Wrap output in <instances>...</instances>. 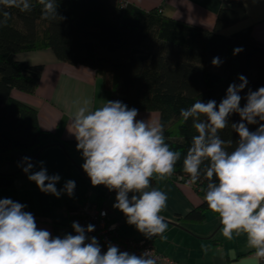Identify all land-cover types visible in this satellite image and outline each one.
<instances>
[{
	"label": "clouds",
	"instance_id": "1",
	"mask_svg": "<svg viewBox=\"0 0 264 264\" xmlns=\"http://www.w3.org/2000/svg\"><path fill=\"white\" fill-rule=\"evenodd\" d=\"M42 18L62 20L56 0H38ZM0 5L15 7L21 12L32 10L31 0H0ZM10 14L2 13L0 27L7 24ZM242 51L235 49L234 55ZM222 62L213 58V66ZM228 86L219 105L215 100L195 101L180 110L184 122L192 120L196 135L183 158V172L189 184L207 181L203 197L208 209L218 215L220 232L227 240L244 235L247 247L253 249L256 261L264 260V87L247 93L240 106V92L247 86L246 77ZM84 100L73 113L68 130L74 135L76 149L83 158L82 169L92 186H105L115 191L113 208L120 210L129 225L146 238L160 236L168 225L161 215L167 207V194L152 187V178L171 177L181 153L165 142L164 126L158 121L137 119L139 110L120 101H106L98 108ZM237 113L240 122L231 128L238 134L232 151L231 139L223 140L219 132L229 126V116ZM203 117V119H202ZM258 124L255 131L248 125ZM23 171L40 191L57 197L61 191L72 196L75 182L69 180L58 191L59 175H48L41 166L25 157ZM43 165V162H40ZM131 194V196L129 195ZM25 205L10 198L0 199V264H157L152 251L136 255L121 251L109 243L102 252L96 237L87 234L95 230L92 224L72 223L75 234L53 237L38 228L34 215ZM207 250L206 248L204 249Z\"/></svg>",
	"mask_w": 264,
	"mask_h": 264
},
{
	"label": "trees",
	"instance_id": "2",
	"mask_svg": "<svg viewBox=\"0 0 264 264\" xmlns=\"http://www.w3.org/2000/svg\"><path fill=\"white\" fill-rule=\"evenodd\" d=\"M223 1L227 5L218 9L212 29L163 15L159 6L144 10L114 0H56L62 20L42 18L38 0H31L30 12L0 5V18L4 11L10 14L0 27V152L32 151L52 135L40 127L36 108L10 93L12 88L34 92L43 69V64L17 60L14 54L50 48L58 60L85 65L100 74L111 91L110 101L139 111H157L165 142L181 153L168 178L188 182L182 163L197 133L191 119L182 120L180 110L199 99L215 100L218 106L228 86L240 83V75L248 81L239 93L241 107L249 90L264 87V44L254 38L251 26L221 31L245 16L241 0ZM235 49L242 51L234 55ZM216 57L222 62L219 66L212 64ZM228 120L229 126L219 135L233 141L227 149L232 151L239 137L231 124L240 122V116L233 113ZM258 126L248 125L251 131ZM16 174L0 172V185L12 186ZM206 185L203 178L192 185L201 202L181 219L200 221L210 211L201 190Z\"/></svg>",
	"mask_w": 264,
	"mask_h": 264
},
{
	"label": "crops",
	"instance_id": "3",
	"mask_svg": "<svg viewBox=\"0 0 264 264\" xmlns=\"http://www.w3.org/2000/svg\"><path fill=\"white\" fill-rule=\"evenodd\" d=\"M121 0H114L120 2ZM141 9L160 7L162 14L175 19L212 29L218 9L227 4L223 0H124ZM245 16L224 27L221 31L230 33L236 29L251 26L254 38L264 44V0H241ZM14 58L31 64H43V69L34 92L12 88L15 99L27 103L37 110L38 123L44 130L52 132L40 148L28 152H0V172L17 174L12 186L0 185V199L10 198L24 204L25 211L31 212L38 228L46 229L52 236L63 237L75 234L72 223H79L75 211L80 200L110 201L108 217L117 224L123 236H141L136 228L123 223L121 211L113 208L116 192L105 186H92L90 178L83 171V158L76 149V139L68 130V123L84 100H90L92 108L110 101L111 91L102 76L93 68L73 65L58 60L50 48L19 51ZM137 119L159 122L155 110H140ZM24 153H27L24 156ZM34 165L32 172L41 166L48 175H59L58 191L67 181L75 182L72 196L61 191L59 197L40 191L35 182L28 179L23 171L27 165L24 158ZM40 162H43L41 165ZM155 188L167 194V207L161 212L168 225L163 238H150L155 248L173 262L162 264H259L253 249L247 247L244 235L227 240L220 232L219 217L207 214L200 221L183 220L186 214L201 202L198 192L188 182L154 176ZM131 196V194H129ZM112 202V203H111ZM207 249L206 251L204 249Z\"/></svg>",
	"mask_w": 264,
	"mask_h": 264
},
{
	"label": "built area",
	"instance_id": "4",
	"mask_svg": "<svg viewBox=\"0 0 264 264\" xmlns=\"http://www.w3.org/2000/svg\"><path fill=\"white\" fill-rule=\"evenodd\" d=\"M121 5H125L126 1L121 0ZM158 10H161L158 7ZM107 206L104 202L82 200L78 203L75 211L79 215V224L87 226L92 224L95 230L87 235L96 237L101 245L102 252L107 250L109 243L117 246L121 251H127L132 254L140 255L145 250L152 251V254L157 258V264H162L163 261L173 262L163 254H161L153 245L150 238L145 236H123L119 233L117 224L111 221L108 217ZM259 264H264V260L259 261Z\"/></svg>",
	"mask_w": 264,
	"mask_h": 264
},
{
	"label": "rangeland",
	"instance_id": "5",
	"mask_svg": "<svg viewBox=\"0 0 264 264\" xmlns=\"http://www.w3.org/2000/svg\"><path fill=\"white\" fill-rule=\"evenodd\" d=\"M27 155V153H24V156H26ZM112 203V202H111ZM109 208H111L112 209V204H110V201L106 204ZM108 207H107V209H108ZM121 214H122V220H123V223H126L127 225H129L128 223H127V220H126V217L124 216V214L121 212ZM207 214H214V213H212L211 211H208V213ZM129 226H131V227H134L135 228V226H133V225H129ZM139 235H141V236H144L143 234H139Z\"/></svg>",
	"mask_w": 264,
	"mask_h": 264
}]
</instances>
